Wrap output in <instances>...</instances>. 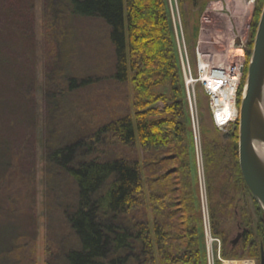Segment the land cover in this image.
Instances as JSON below:
<instances>
[{
	"label": "trees",
	"instance_id": "16d2710c",
	"mask_svg": "<svg viewBox=\"0 0 264 264\" xmlns=\"http://www.w3.org/2000/svg\"><path fill=\"white\" fill-rule=\"evenodd\" d=\"M68 1L74 17L95 20L106 30L112 48L110 79L131 85L134 114L118 113L93 133L47 150V169H54L59 192L55 207H46V264H207L197 226L199 190L192 188L186 144L190 116L168 0ZM180 1L195 10L206 0ZM258 3L257 15L264 0ZM193 31L197 34L198 23ZM104 79L110 80L69 77L67 91L72 94ZM166 85L170 96L165 98L159 88ZM240 94L241 88L238 100ZM162 97L170 102L164 114L154 108ZM16 153L0 136V264H36L35 177L18 174L12 186ZM235 168L236 191L245 186L250 192L238 162ZM4 184L7 190L1 189ZM50 192L46 198L53 197ZM243 227L244 237L234 249L253 253L254 232ZM213 234L225 237L218 228Z\"/></svg>",
	"mask_w": 264,
	"mask_h": 264
},
{
	"label": "rangeland",
	"instance_id": "374dc122",
	"mask_svg": "<svg viewBox=\"0 0 264 264\" xmlns=\"http://www.w3.org/2000/svg\"><path fill=\"white\" fill-rule=\"evenodd\" d=\"M168 4L190 116L186 144L191 149L192 188L199 190L197 226L207 264H223L225 260L260 264L264 211L245 186H239L236 191L232 178L236 162L239 165V116L225 128L218 127L209 108V98L196 79L200 59L210 66L227 65L231 71L242 65L239 100L240 88L237 91L240 107L263 6L257 15L258 0H206L203 8L195 10L187 1H180L182 8L178 0H168ZM230 51L233 58L229 57ZM239 51L243 54L239 55ZM111 52L106 30L95 20L74 17L68 0H0V136L18 154L15 162L18 168L11 175L12 186L18 174L28 177L24 174L34 173L36 193L31 209L38 216L36 264H46V212L55 207L54 196L59 192L54 169L49 172L47 169V150L93 133L104 119L118 113L131 110L134 114L131 85L119 86L110 79ZM88 75L110 80L68 93L69 77L81 79ZM16 88L22 100L14 92ZM159 89L165 98L170 96L169 87ZM126 95L130 98L128 102ZM189 95L193 102L196 100L194 111L189 106ZM168 104L162 97L154 108L164 114ZM194 124L198 129L196 135ZM194 136L199 138V147ZM234 148H237L236 158H233ZM0 167H4L1 161ZM1 189L7 190V184ZM145 190L147 193L146 184ZM47 191H51L52 199L46 198ZM149 214L152 222L150 209ZM53 221L56 224L54 217ZM240 221L254 232L253 253L240 247L234 249L232 241L237 237ZM216 228L225 233L227 242L224 243L225 237L214 236Z\"/></svg>",
	"mask_w": 264,
	"mask_h": 264
},
{
	"label": "water",
	"instance_id": "95a60500",
	"mask_svg": "<svg viewBox=\"0 0 264 264\" xmlns=\"http://www.w3.org/2000/svg\"><path fill=\"white\" fill-rule=\"evenodd\" d=\"M263 95L264 5L239 107V165L251 194L264 211V156L257 151L258 146H264ZM260 264H264L263 247Z\"/></svg>",
	"mask_w": 264,
	"mask_h": 264
},
{
	"label": "built area",
	"instance_id": "2783aa9c",
	"mask_svg": "<svg viewBox=\"0 0 264 264\" xmlns=\"http://www.w3.org/2000/svg\"><path fill=\"white\" fill-rule=\"evenodd\" d=\"M210 67L212 69H210ZM242 65H237L233 71L230 70V67L227 65H214L210 66L209 64H205L202 59L199 61V66H198V75L196 81L201 82L202 87L205 90V93L207 94L209 98V108L213 117V120L215 124L218 127L225 128L228 126L231 122H235V120L239 116V111L237 107V91L239 88V85L241 83V78H242ZM216 68V69H214ZM231 72H230V71ZM238 71V72H236ZM219 73L216 76V73ZM240 74V78L238 82H231L230 79L235 76V74ZM236 83V84H235ZM227 88H230L231 90L234 89L233 92V104L234 108L237 107V113L235 114V117L230 116V112L226 114V116H222L223 113H226L224 109V105L222 100H224V92L227 90ZM196 99V97H195ZM194 105L197 109L196 105V100L193 102L189 95V106L191 108V111H194ZM193 118V114H192ZM194 121V118H193ZM194 134L196 135V132H198L197 127L194 124ZM196 138V147H199L198 141L199 138L194 136ZM203 203H202V210H203ZM203 212V211H202Z\"/></svg>",
	"mask_w": 264,
	"mask_h": 264
},
{
	"label": "bare ground",
	"instance_id": "6f19581e",
	"mask_svg": "<svg viewBox=\"0 0 264 264\" xmlns=\"http://www.w3.org/2000/svg\"><path fill=\"white\" fill-rule=\"evenodd\" d=\"M233 52L232 51H230V53H229V57L230 58H233V54H232ZM243 53H242V51H239V55H242ZM219 73L217 72L216 73V76L218 75ZM218 77V76H217ZM239 78H240V74H235V76L234 77H232L231 79H230V81L233 83V82H238V80H239ZM235 83V84H236ZM233 92H234V89H230V88H227V90L224 92V100H222V102H223V105H224V109H225V111H226V113H223L222 114V116L224 117V116H226V114L228 113V112H230V116L231 117H235L236 115V113H237V107L236 108H234V104H233ZM263 99H264V95H263ZM262 107H263V110H264V100H263V104H262ZM229 114V113H228ZM257 151H258V153L260 154V155H262V156H264V146L262 147V146H258L257 147ZM211 238H209V245L211 244ZM223 264H253V262H250V261H247V260H245V261H232V260H225L224 262H223Z\"/></svg>",
	"mask_w": 264,
	"mask_h": 264
},
{
	"label": "flooded vegetation",
	"instance_id": "af4514ba",
	"mask_svg": "<svg viewBox=\"0 0 264 264\" xmlns=\"http://www.w3.org/2000/svg\"><path fill=\"white\" fill-rule=\"evenodd\" d=\"M238 214V213H237ZM237 226L239 228V231L237 233V237L235 238V240L232 241V243L236 246L244 237L245 234V228L243 227L242 221L237 223Z\"/></svg>",
	"mask_w": 264,
	"mask_h": 264
}]
</instances>
